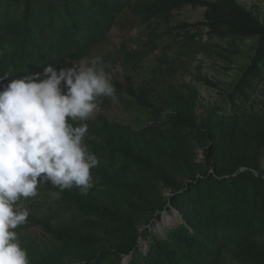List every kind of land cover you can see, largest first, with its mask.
I'll use <instances>...</instances> for the list:
<instances>
[{"label":"trees","instance_id":"obj_1","mask_svg":"<svg viewBox=\"0 0 264 264\" xmlns=\"http://www.w3.org/2000/svg\"><path fill=\"white\" fill-rule=\"evenodd\" d=\"M185 6L206 9L202 20L182 25L185 41H194L191 29L202 37L205 27L221 39L258 37L231 95L237 108L199 114L198 92L175 87L155 102L125 69L139 65L145 50L124 44V80L105 70L115 90L148 109L153 121L141 130L88 122L84 143L99 160L94 187L82 195L76 187L60 192L39 184L38 192L59 193L57 206L43 211L21 203L29 212L23 225L41 227L52 240L44 250L26 246L30 264H124L126 257L127 264H264V106L248 110L234 101L248 100L264 82V21L238 0H0V91L49 64L59 70L65 58H90L126 20L139 30L164 25L161 36H176L170 25ZM171 204L184 222L154 234L151 224Z\"/></svg>","mask_w":264,"mask_h":264},{"label":"clouds","instance_id":"obj_2","mask_svg":"<svg viewBox=\"0 0 264 264\" xmlns=\"http://www.w3.org/2000/svg\"><path fill=\"white\" fill-rule=\"evenodd\" d=\"M63 63L0 91V264H30L15 230L29 216L20 201L36 197L39 184L82 195L94 187L99 160L84 143L86 121L99 112L100 98L116 102V90L101 58Z\"/></svg>","mask_w":264,"mask_h":264},{"label":"rangeland","instance_id":"obj_3","mask_svg":"<svg viewBox=\"0 0 264 264\" xmlns=\"http://www.w3.org/2000/svg\"><path fill=\"white\" fill-rule=\"evenodd\" d=\"M238 1L264 21V0ZM205 10L202 7L185 6L176 11L170 25V29L177 34L176 36L169 33L161 36L160 33L168 29L164 25L139 30L134 20L123 21L124 27L122 23L121 26H116L109 39L97 48L90 58H101L109 73L122 81L124 72L121 55L124 44L129 49H143L145 53L141 63L125 68L134 78L136 88L145 89L155 102L168 97L172 87L184 93L196 90L199 94V114L203 115L209 108L215 107L220 112L231 115L237 108L232 103L231 95L252 62L258 47V37L239 40L221 39L209 35V28L205 27L202 30V37L191 29L196 37L193 42L185 41L186 31L182 25L202 20ZM152 43L155 48H152L154 46L151 45ZM207 80L211 83H207ZM258 86V90L251 93L248 100L242 102L235 98L234 101L248 110L262 109L264 82ZM116 95V102L105 98L103 107H99L100 110L95 114L94 119L86 121L87 125L89 121L100 125L102 119H106L108 122H118L134 130H141L152 123L151 112L142 107L133 97L118 91ZM204 156L203 149H199V159H203ZM94 172L92 169V174ZM54 194L38 192L36 197L22 199L20 203L25 206L32 204L43 211H48L57 206L56 199L53 198ZM165 194L170 195L169 191ZM183 222L182 214L171 204L153 221L150 230L154 234L163 236L171 228ZM15 231L24 249L27 245H33L42 250L51 247L52 240L41 227L21 225ZM148 249L149 242L142 238L140 250L147 252ZM127 259V257L124 259V264L128 263Z\"/></svg>","mask_w":264,"mask_h":264}]
</instances>
